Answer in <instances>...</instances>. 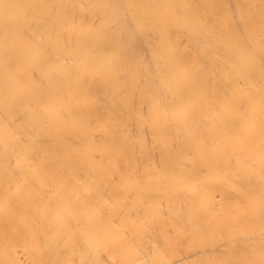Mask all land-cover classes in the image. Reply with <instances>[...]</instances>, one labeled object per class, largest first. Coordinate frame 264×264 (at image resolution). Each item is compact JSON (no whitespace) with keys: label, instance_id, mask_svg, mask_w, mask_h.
<instances>
[{"label":"bare ground","instance_id":"obj_1","mask_svg":"<svg viewBox=\"0 0 264 264\" xmlns=\"http://www.w3.org/2000/svg\"><path fill=\"white\" fill-rule=\"evenodd\" d=\"M0 264H264V0H0Z\"/></svg>","mask_w":264,"mask_h":264}]
</instances>
